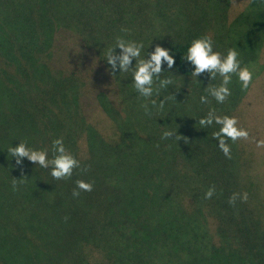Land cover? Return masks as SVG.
Returning a JSON list of instances; mask_svg holds the SVG:
<instances>
[{"label":"trees","instance_id":"16d2710c","mask_svg":"<svg viewBox=\"0 0 264 264\" xmlns=\"http://www.w3.org/2000/svg\"><path fill=\"white\" fill-rule=\"evenodd\" d=\"M202 1L0 0V264H264V169L255 146L229 140V159L212 136L219 125L198 124L212 108L235 116L200 103L206 73L191 77L183 60L205 34L218 51ZM152 13L166 24H154ZM126 23L132 34L150 31L144 43L169 49L176 63L164 67L193 90L194 127L169 130L180 139H163L168 130L156 123L145 135L130 114L104 136L81 104L85 75L52 63L57 30L107 51L108 37ZM104 107L118 117L111 103ZM61 137L81 165L70 179L56 180L27 158L17 165L7 152L22 140L51 158ZM14 178L23 181L15 191ZM78 179L93 190L73 197ZM234 192H247L248 201L230 205Z\"/></svg>","mask_w":264,"mask_h":264},{"label":"rangeland","instance_id":"374dc122","mask_svg":"<svg viewBox=\"0 0 264 264\" xmlns=\"http://www.w3.org/2000/svg\"><path fill=\"white\" fill-rule=\"evenodd\" d=\"M202 2L208 8V25L217 42L218 51L226 54L229 48H236L240 53L239 59L242 66L247 65L253 72V82L247 91L241 90L238 78L233 75L229 84L231 96L223 104L217 103L210 96L209 101L223 105L235 112L239 126L249 131L250 136L247 141L251 143L250 148L255 146L259 155L258 168L262 171L264 169V147H257L256 141L264 140V12L259 13L260 17L252 13L250 11L251 0H237L235 4L233 0H203ZM150 15H152L154 24H166L160 14L152 13ZM123 26L126 28L115 29L113 36L108 37L107 51L100 50L98 47L86 46L80 36L70 29L61 28L56 32L52 63L54 66L68 71L77 69L82 76L85 75L86 84L85 87L82 86L81 104L88 122L92 123L106 137L115 135L116 126L118 127L117 132H119V121H123L121 119L129 114L136 125L135 130L145 135L149 131L150 123H156L168 131L176 126V123H179L177 126L186 124L193 128V121L196 119V101L193 98L195 97L192 94L193 90L184 87L179 78L169 72L170 70L164 65L165 72L161 74V79L171 77L173 84L169 85L167 89H158V84H154L153 95L147 99L140 96L134 88L131 71L120 72L117 70L113 73L110 70L106 56L108 50L115 47L118 36L123 37L126 41L142 42L144 48L141 58L146 57L148 52L154 51L156 46V43L150 40L148 43H144V39L150 34L148 29H144L143 34L139 35L131 33L135 27L129 23L123 24ZM144 26L146 28V25ZM122 29H128V31L124 32ZM120 51L119 48L116 49L117 54ZM134 66L135 60L132 64V67ZM204 79L205 89L208 84L219 85L222 78L217 76L211 80L210 74L206 73ZM198 91L204 93L202 88ZM161 99L165 100L162 109L158 107ZM152 100L157 101V107L152 106ZM104 103H111L118 111L116 119L106 111ZM145 103L148 104L150 110L148 114L142 107ZM83 139L80 142L78 140L81 154L84 151Z\"/></svg>","mask_w":264,"mask_h":264},{"label":"clouds","instance_id":"9594fccd","mask_svg":"<svg viewBox=\"0 0 264 264\" xmlns=\"http://www.w3.org/2000/svg\"><path fill=\"white\" fill-rule=\"evenodd\" d=\"M233 3H237V0H233ZM251 6L250 11L258 16L259 13L264 12V0H251ZM122 31L127 32L128 29H122ZM117 48L121 50L119 54L116 53ZM143 48L142 42L126 41L123 37L118 36L115 47L107 52L106 61L113 73L117 70L120 72L131 71L134 88L140 96L147 99L153 95L154 84H158V89H167L169 85L173 84L171 77L161 79V74L165 72L163 70L165 62L168 69H173L176 61L174 56L170 54V50L160 45H156L154 51L147 53L146 57L148 58H141ZM239 55L240 53L236 48H229L226 54L215 51L214 40L210 34L202 35L191 42L186 54L183 55V60L193 68L191 77L199 78L202 74L208 73L211 80L217 76L222 78L219 85L208 84L204 89L207 94L200 97L201 104L210 103L209 96L215 99L217 103L223 104L232 94L229 84L233 75L238 78L242 91H247L250 88L253 82V72L247 65L242 66ZM133 60H135L134 67H132ZM151 103L153 107H157L156 100H152ZM164 104L165 100L161 99L158 107L162 109ZM142 107L148 114L150 111L148 104L145 103ZM198 124L202 128L213 124L219 125V129L213 132L212 136L214 140L218 141L219 149L229 159H231V146L228 141L231 140L233 143L238 140L247 141L250 136L246 128L239 126V120L236 116L217 115L214 108L209 109L207 115L198 120ZM162 138L180 139L181 136L173 131H165ZM256 144L257 147H264V140H257ZM7 152L15 158L17 165H21L23 159L27 158L41 168L50 169V175L56 180L70 179L74 170L81 167L80 162L66 149L62 137L52 141L51 158H49L48 149L30 148L22 140L17 146H10ZM82 170L86 171L87 169ZM22 182V179L14 178L12 181L13 190H17V184ZM75 184L73 197H79L81 192L93 190V184L90 182L78 179ZM215 191V185L211 186L204 194V199H211ZM248 198L247 192H234L229 197L228 203L235 206L237 200L246 203Z\"/></svg>","mask_w":264,"mask_h":264}]
</instances>
